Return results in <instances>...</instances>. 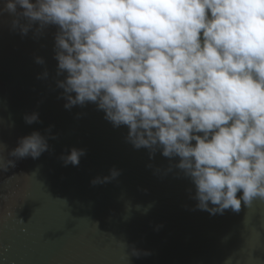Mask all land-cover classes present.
Here are the masks:
<instances>
[{
    "label": "clouds",
    "instance_id": "obj_1",
    "mask_svg": "<svg viewBox=\"0 0 264 264\" xmlns=\"http://www.w3.org/2000/svg\"><path fill=\"white\" fill-rule=\"evenodd\" d=\"M4 13L22 36L33 25L35 35L56 27L64 107L94 103L113 127L127 128L135 149L177 158L193 210L239 212L242 202L264 200V0H0ZM23 119L31 125L39 115ZM49 138L34 130L11 150L0 144L8 157L0 155V171L38 159ZM84 155L72 147L59 159L75 167ZM119 175L111 168L90 184Z\"/></svg>",
    "mask_w": 264,
    "mask_h": 264
},
{
    "label": "water",
    "instance_id": "obj_2",
    "mask_svg": "<svg viewBox=\"0 0 264 264\" xmlns=\"http://www.w3.org/2000/svg\"><path fill=\"white\" fill-rule=\"evenodd\" d=\"M11 20L0 15V144L11 150L34 130L55 138L38 159L0 171V218L12 212L0 219V264H264V200L242 202L239 212L193 210L194 189L174 167L177 158L135 149L127 128L113 127L94 103L64 107L56 27L35 35L33 25L22 36ZM32 112L39 122L26 124ZM72 147L86 155L79 166H63L59 157ZM111 168L120 171L116 179L90 184ZM45 234L59 238L55 246L43 244ZM132 247L150 255L132 256Z\"/></svg>",
    "mask_w": 264,
    "mask_h": 264
},
{
    "label": "snow or ice",
    "instance_id": "obj_3",
    "mask_svg": "<svg viewBox=\"0 0 264 264\" xmlns=\"http://www.w3.org/2000/svg\"><path fill=\"white\" fill-rule=\"evenodd\" d=\"M12 216V212H10L9 213V215L7 216V218H6V220L8 219V218H10ZM47 233H49V232H47ZM46 233V234H47ZM44 235V237H43V244L45 245V246H55V244L58 242V237L57 238H55V239H50V238H48V236L47 235ZM261 248H264V244H261ZM5 251H7V249L5 248ZM55 264H74V261H72V260H62V261H57V262H55Z\"/></svg>",
    "mask_w": 264,
    "mask_h": 264
}]
</instances>
